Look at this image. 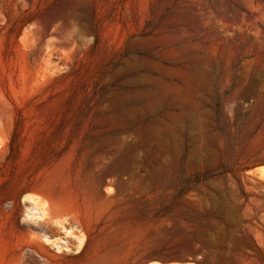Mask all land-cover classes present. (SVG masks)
Wrapping results in <instances>:
<instances>
[{
  "label": "rangeland",
  "instance_id": "1",
  "mask_svg": "<svg viewBox=\"0 0 264 264\" xmlns=\"http://www.w3.org/2000/svg\"><path fill=\"white\" fill-rule=\"evenodd\" d=\"M155 263L264 264V0H0V264Z\"/></svg>",
  "mask_w": 264,
  "mask_h": 264
},
{
  "label": "bare ground",
  "instance_id": "2",
  "mask_svg": "<svg viewBox=\"0 0 264 264\" xmlns=\"http://www.w3.org/2000/svg\"><path fill=\"white\" fill-rule=\"evenodd\" d=\"M29 200L32 201V203H33V207H32V209H30V211L35 210L34 214H37V215H43V214H44V211L41 210V209L38 207L39 204H38L37 202L31 200V199H29ZM62 244H66V242H65V241H62ZM57 246L60 247L59 244H57ZM155 264H159V263H155Z\"/></svg>",
  "mask_w": 264,
  "mask_h": 264
}]
</instances>
